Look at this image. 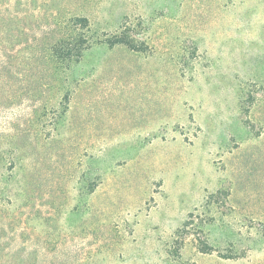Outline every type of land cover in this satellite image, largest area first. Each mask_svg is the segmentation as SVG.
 I'll return each mask as SVG.
<instances>
[{
	"label": "rangeland",
	"instance_id": "374dc122",
	"mask_svg": "<svg viewBox=\"0 0 264 264\" xmlns=\"http://www.w3.org/2000/svg\"><path fill=\"white\" fill-rule=\"evenodd\" d=\"M11 147L0 264H264V0H0Z\"/></svg>",
	"mask_w": 264,
	"mask_h": 264
},
{
	"label": "trees",
	"instance_id": "16d2710c",
	"mask_svg": "<svg viewBox=\"0 0 264 264\" xmlns=\"http://www.w3.org/2000/svg\"><path fill=\"white\" fill-rule=\"evenodd\" d=\"M74 20L78 23L82 28L88 26L87 19L85 17H77L74 16ZM88 35L86 36L85 33H80L77 29H72L65 35H60L58 39L54 42V44L45 50V57H47L48 64L51 66L52 70L57 74V77H53L51 81L52 84L58 83L59 86L63 85L64 81H73L74 79H69V77H65L63 79L60 78V72L62 70H67L75 63H77L80 57L84 54L86 49V43H89ZM110 44L119 43L123 45H128L129 40L125 36L115 37L109 41ZM59 73V75H58ZM9 94V93H8ZM7 94V95H8ZM68 97V91L64 94V98ZM52 105L44 104L43 108L50 109ZM16 149L15 147H11L9 151L0 149V166L5 163H13L12 155H14ZM15 180L14 175L5 176L0 173V207L6 206V199L16 198L18 197L19 193H10V185L13 184ZM14 203V202H11ZM1 209V208H0ZM7 212L3 214V218L7 216Z\"/></svg>",
	"mask_w": 264,
	"mask_h": 264
}]
</instances>
